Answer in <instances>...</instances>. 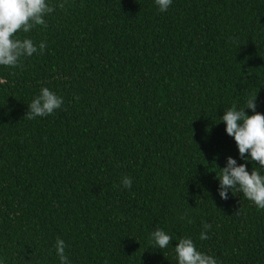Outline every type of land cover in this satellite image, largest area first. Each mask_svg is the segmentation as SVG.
Here are the masks:
<instances>
[{"label":"trees","instance_id":"16d2710c","mask_svg":"<svg viewBox=\"0 0 264 264\" xmlns=\"http://www.w3.org/2000/svg\"><path fill=\"white\" fill-rule=\"evenodd\" d=\"M47 2V27L17 33L38 53L0 66V264H60L58 237L70 264H178L180 238L264 264V210L216 178L245 163L224 112L257 95L264 114V0ZM44 87L61 108L24 118Z\"/></svg>","mask_w":264,"mask_h":264},{"label":"clouds","instance_id":"9594fccd","mask_svg":"<svg viewBox=\"0 0 264 264\" xmlns=\"http://www.w3.org/2000/svg\"><path fill=\"white\" fill-rule=\"evenodd\" d=\"M154 2L158 11L163 13L168 10L172 0ZM53 11L54 6L47 0H0V66L18 67L22 58H30L38 53L32 39H20L17 33H29L37 26L46 28L45 17ZM46 47V43H40L39 52L42 53ZM256 99L257 95L249 98L246 106L240 110L233 105L224 112L221 122L226 125V134L234 139L239 156L245 163L237 165L235 159L228 157L226 166L219 169L220 176L216 178L219 181V196L222 200L228 199L229 191L240 192L258 209L264 210V175L261 174L264 172V114L256 111ZM62 104V97L44 87L28 105V112L24 118L33 120L37 117L50 116L60 109ZM245 109L251 110L254 114L247 115ZM248 157L253 164L259 165L253 168L250 174L247 171ZM121 185L125 189H130L132 179L128 176L123 177ZM188 222L191 223V220ZM210 227L209 224H204V230L200 233L201 240L208 239L207 232ZM171 239L172 237L161 229L150 234V243L155 249L167 248ZM65 249V241L58 237L55 252L60 264H70ZM174 251L178 264H217L213 256L198 251L190 238H180Z\"/></svg>","mask_w":264,"mask_h":264}]
</instances>
